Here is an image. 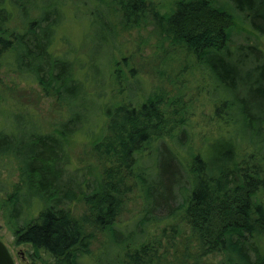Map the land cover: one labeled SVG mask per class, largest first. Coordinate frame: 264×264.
I'll return each instance as SVG.
<instances>
[{"label": "trees", "instance_id": "16d2710c", "mask_svg": "<svg viewBox=\"0 0 264 264\" xmlns=\"http://www.w3.org/2000/svg\"><path fill=\"white\" fill-rule=\"evenodd\" d=\"M75 5L87 26L78 58L73 48L57 52L70 47L64 10ZM149 23L192 60L204 81L198 92L213 88L202 134L196 114L166 105L161 90L143 99L139 82L133 95L118 88L138 76L126 57L115 60V26ZM239 23L264 36V0H0V69L36 84L62 111L44 129L34 113L10 120L0 108V167L18 172L11 191L0 182V216L15 245L31 248V264L97 263L94 231L116 239L103 242L99 264L111 253L106 264H205L206 256L264 264V60L256 47L230 50ZM77 138L95 172L87 193L63 180ZM132 192L142 211L125 232L117 217Z\"/></svg>", "mask_w": 264, "mask_h": 264}, {"label": "rangeland", "instance_id": "374dc122", "mask_svg": "<svg viewBox=\"0 0 264 264\" xmlns=\"http://www.w3.org/2000/svg\"><path fill=\"white\" fill-rule=\"evenodd\" d=\"M67 4L75 2L76 0H64ZM71 6L65 8L64 13L71 19L64 26L65 36L70 42L69 45L58 47V53L66 51V48H73V56H82L86 51V47L82 45L81 35L84 29H86V23L83 18L80 17V6L75 5V9ZM78 13V14H77ZM74 15L78 17L73 18ZM117 31V43L115 44L114 57L116 61L121 62V57H126L128 63L132 66L135 74L138 76L136 82H128L126 85L121 83L118 85L119 89H123L124 93L133 95V90L136 84L139 82V90L142 92L139 98H145L146 94L155 92L158 89L161 90L164 103L169 106V103L175 100V103L184 107L186 111H191L195 115V118L191 121L192 124H196V130L200 129V134L203 133L202 127L205 126L201 121L203 116H207L210 110L208 97L212 86L207 87V96L201 95L198 92L197 87L203 85L204 81L199 78L197 73L192 72L193 65L192 60L187 58L181 52L173 48L171 42L163 41L164 34L161 33L158 27L154 24H146L141 27H134L130 29H121L119 26H115ZM64 36V35H63ZM64 36V39H65ZM229 48L235 55H239V51H245L246 47H256L260 50V55L256 53L258 58L264 60V36L259 37L248 29L245 23L236 24L230 40ZM118 49L120 50L119 52ZM113 51V50H112ZM193 65V68H192ZM121 70L125 72L124 66H120ZM192 68V69H191ZM164 73V76L160 74ZM193 73V74H192ZM201 82V84H199ZM0 86L3 88V93H0L2 99L6 102L3 103L1 110L3 115L12 119V115L21 113L27 114L33 113L37 116V126L46 128L47 123H52L60 120L61 107L56 101L47 97L36 84L26 80L25 77H20L18 74L13 73L12 70L0 69ZM115 87V86H114ZM100 90L106 94L107 89ZM213 94V92H212ZM217 95V93H216ZM107 96L105 99H107ZM179 97V98H177ZM177 98V99H175ZM114 103V102H113ZM112 104V102H111ZM166 109V107H164ZM2 112V111H0ZM3 115L0 113V126L5 125ZM192 117V116H191ZM206 121V120H205ZM203 122V121H202ZM7 124V123H6ZM210 125V124H209ZM199 126V127H198ZM212 128L214 126L210 125ZM209 127V128H211ZM201 136V135H200ZM198 136V137H200ZM89 146L85 143L84 139L77 138L76 141H70L67 148V155L69 158L68 164L64 166V181H70V187H74L75 183H79L83 192H89L91 190L93 175L88 169L91 161H89ZM97 173V172H96ZM0 182L2 186L6 187L9 191L12 190V185L18 182L17 167L14 163H3L0 167ZM2 188L5 190V188ZM129 200L123 211L117 217V223L124 231H130L135 227L138 216L141 214L142 205L141 201L137 199L136 192H132L127 195ZM1 198V197H0ZM84 210L81 204L75 206V213L77 216L81 215ZM118 239H125L124 233L121 231L116 236ZM116 239L108 234H101L98 231H94V241L89 247L91 253L94 254L97 263L103 262L101 255L99 254L102 248L103 242L113 243ZM0 241L6 246L14 264H31L32 262V250L27 245H15V238L11 232L7 229L4 220L0 216ZM108 254V253H107ZM113 258L108 255L102 256L104 263ZM95 260V259H94ZM205 264H217L219 263L218 257L206 256L203 258ZM111 262V260H110ZM50 264H53L50 263ZM80 264H94L92 258H82Z\"/></svg>", "mask_w": 264, "mask_h": 264}, {"label": "water", "instance_id": "95a60500", "mask_svg": "<svg viewBox=\"0 0 264 264\" xmlns=\"http://www.w3.org/2000/svg\"><path fill=\"white\" fill-rule=\"evenodd\" d=\"M0 264H14L6 246L0 241Z\"/></svg>", "mask_w": 264, "mask_h": 264}]
</instances>
